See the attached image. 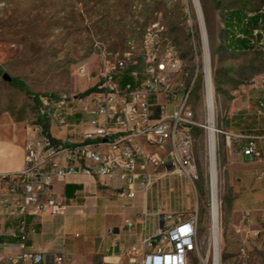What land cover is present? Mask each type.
Wrapping results in <instances>:
<instances>
[{
    "label": "rangeland",
    "instance_id": "obj_1",
    "mask_svg": "<svg viewBox=\"0 0 264 264\" xmlns=\"http://www.w3.org/2000/svg\"><path fill=\"white\" fill-rule=\"evenodd\" d=\"M200 3L208 36L214 93L221 264H264V232L236 233L235 225L244 212H232L237 181L225 168L242 153V138L233 135L264 136V115L257 114L259 100H264V93L260 91L264 49L257 44L250 51L213 54L223 43L225 12L261 8L263 0H200ZM156 23L165 27L159 35V45L171 42L183 60L182 69L174 75L175 81L183 82L187 90L192 89L187 107L196 122L192 136L198 172L194 183L173 175H161L148 191L154 211L151 218L154 220L156 213L163 212H180L185 217L198 213L199 253L203 255L209 244L211 221L206 69L202 30L193 0H0L3 164L8 168L20 165V147L24 146L28 128L34 124L40 110L35 95H39L40 100L48 95L82 96L99 83L105 60L121 58L127 51L132 53L130 61L139 71V79H144L145 34ZM4 73L25 84L27 89L4 80ZM185 93L179 91V97ZM151 101L158 103L154 97ZM181 101L182 98H164L163 106L159 105L160 116L172 114ZM55 131L53 127L52 132ZM259 146L263 156L253 158L257 163L251 174L255 187L264 188V182L255 179L256 171L264 169V138ZM167 150L168 146L162 151ZM258 202L255 228H264L261 221L264 198ZM78 233L77 239L82 240L84 230L80 228ZM191 264H200L198 255Z\"/></svg>",
    "mask_w": 264,
    "mask_h": 264
},
{
    "label": "built area",
    "instance_id": "obj_2",
    "mask_svg": "<svg viewBox=\"0 0 264 264\" xmlns=\"http://www.w3.org/2000/svg\"><path fill=\"white\" fill-rule=\"evenodd\" d=\"M164 30L156 23L145 34L144 79H139V71L130 61L132 53L127 51L121 58L105 60L99 83L92 92L41 99L39 113L49 120L50 132L35 121L28 128L22 169L0 174V211L19 220V250L8 258L7 264L45 263V253L28 246L30 237L38 232L36 224L29 220L65 214L67 206L57 200L53 190L57 180L86 175L106 186V178L116 175L124 183L117 194L131 199L137 195V183L148 192L162 176L173 175L194 183L198 167L192 129L196 122L187 107L192 89L187 90L183 82L174 79L183 60L171 42L159 45L158 38ZM261 33L259 44L264 49V32ZM125 75L133 82L121 85ZM179 91L186 93L179 97ZM260 91L264 93V76ZM153 97L162 106L164 98L182 101L172 114L152 118V108L157 106L151 101ZM257 114L264 115V100H259ZM240 137L247 140L243 154L262 159L259 138ZM142 142L162 150L168 146V150L165 155L146 152ZM256 179L264 180V169L257 172ZM248 215L245 213L241 226L235 228L237 234L245 231ZM139 223L141 234L121 253L124 264H191L195 255L200 264H221L220 246L216 254L210 239L206 252L199 253L198 213L185 217L180 212H163L157 213L150 225L145 220H127L126 225L134 228ZM66 260L64 255L54 257L55 264Z\"/></svg>",
    "mask_w": 264,
    "mask_h": 264
},
{
    "label": "crops",
    "instance_id": "obj_3",
    "mask_svg": "<svg viewBox=\"0 0 264 264\" xmlns=\"http://www.w3.org/2000/svg\"><path fill=\"white\" fill-rule=\"evenodd\" d=\"M247 136L258 137L259 141L264 138V136L256 135ZM142 144L146 152H157L160 155L166 153L144 142ZM24 146L20 147L21 162L16 168H8V165L3 164L5 157L3 147H0V174H11L22 169ZM241 150L242 153L236 160H230L225 166L232 178L237 181L232 212L241 211L244 214L248 212V221L244 226L245 232L262 233L264 228H255L254 214L259 208L258 201L264 198V188H256L253 183L251 171L257 161L243 154L242 144ZM105 181L106 186H101L96 178L86 175H76L65 181H55L53 190L57 200L67 206L65 214L46 215L29 220L36 224L38 232L30 237L28 246L31 250L45 253L44 264H55L56 255L67 257L63 264H85V262L124 264V260L121 259L122 251L134 243L142 232L141 223L134 228H129L126 225L127 220L134 222L145 220L150 225L153 221L151 214L154 211L149 202L148 192L142 189L140 183L136 185L138 189L136 197L131 199L117 194L118 188L124 187V183L116 175L106 178ZM257 181L264 182V180ZM243 216L235 227L241 226ZM18 221L17 217L8 216L0 211V263L2 264H7L8 258L19 250ZM261 221L264 223V210ZM80 228L85 232L82 240L77 239L80 235L76 236Z\"/></svg>",
    "mask_w": 264,
    "mask_h": 264
},
{
    "label": "trees",
    "instance_id": "obj_4",
    "mask_svg": "<svg viewBox=\"0 0 264 264\" xmlns=\"http://www.w3.org/2000/svg\"><path fill=\"white\" fill-rule=\"evenodd\" d=\"M255 31H258L255 34ZM264 32V0L261 8L246 10L243 8H236L228 10L224 14V26H223V43L220 44L217 48L213 50V54L216 55L221 51L235 52V51H250L255 48V46L262 41ZM1 72V66H0ZM214 81H217V77H214ZM12 82L27 89L26 85L22 82H19L16 79H13ZM128 82H133L132 78L129 75H125L121 80V85H125ZM95 88H92L85 93H90ZM48 98H54L55 96L48 95ZM36 106L41 107V100L39 95L34 96ZM160 108L159 106L155 107L154 118L160 117ZM36 121L44 125L45 130L50 132V122L44 116H41L38 112ZM246 139H241V144L246 143Z\"/></svg>",
    "mask_w": 264,
    "mask_h": 264
},
{
    "label": "bare ground",
    "instance_id": "obj_5",
    "mask_svg": "<svg viewBox=\"0 0 264 264\" xmlns=\"http://www.w3.org/2000/svg\"><path fill=\"white\" fill-rule=\"evenodd\" d=\"M199 23L202 30L203 43H204V56H205V69H206V116H207V131H208V154H209V184H210V240L215 246L216 254H218L220 246V224H219V186H218V170L216 163L215 153V107H214V93L211 84L210 77V58L208 48V36L206 30V24L204 19L203 8L200 0H193Z\"/></svg>",
    "mask_w": 264,
    "mask_h": 264
},
{
    "label": "water",
    "instance_id": "obj_6",
    "mask_svg": "<svg viewBox=\"0 0 264 264\" xmlns=\"http://www.w3.org/2000/svg\"><path fill=\"white\" fill-rule=\"evenodd\" d=\"M205 76H206V72H205ZM3 79L9 82L12 81V78L7 73L3 74Z\"/></svg>",
    "mask_w": 264,
    "mask_h": 264
}]
</instances>
